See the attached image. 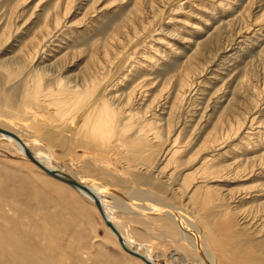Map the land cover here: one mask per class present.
<instances>
[{"label":"rangeland","instance_id":"1","mask_svg":"<svg viewBox=\"0 0 264 264\" xmlns=\"http://www.w3.org/2000/svg\"><path fill=\"white\" fill-rule=\"evenodd\" d=\"M0 126L103 188L150 264H264V0H0ZM0 236L40 264H146L2 136Z\"/></svg>","mask_w":264,"mask_h":264},{"label":"bare ground","instance_id":"2","mask_svg":"<svg viewBox=\"0 0 264 264\" xmlns=\"http://www.w3.org/2000/svg\"><path fill=\"white\" fill-rule=\"evenodd\" d=\"M107 103V102H106ZM107 104L105 105V109L102 111V114L100 116H98L97 121H99L98 125H97V130L95 132H93V135L99 136L100 138H103L105 136H108V133L110 132L111 128H110V121L107 118L112 117V113L111 111L107 108ZM96 109V108H95ZM111 109V108H110ZM100 110V109H99ZM98 111V110H97ZM100 113V112H99ZM93 114H95V112H93ZM92 115V114H91ZM91 117V116H88ZM93 118V117H92ZM91 118V119H92ZM88 119V118H87ZM95 120V119H94ZM86 121V120H85ZM89 121V120H88ZM109 121V123H108ZM0 128H2L4 131H8L12 134H14L17 138H14L10 135H6L4 133L0 132V136H2L5 140L11 141L16 148L23 153V155L27 158V156L25 155L24 152V148H27L30 150V152L33 154L35 160L41 165L43 166L45 169H48L52 172H54L57 176H52L50 174H48L45 170H43L39 165H37L36 163L32 162L29 158H27L30 162H32L34 165H36V167L40 168L42 171H44L46 174H48L49 176L56 178L68 185H70L72 188H74L75 190H77L78 193H80L81 195H83L84 197L92 200L93 202H95L96 207L100 213V215L102 216V218L105 221L106 226L109 228V230L115 234L117 236V239L121 242V244L124 246L125 250L132 256L142 260L143 262H145L146 264H150L149 261L142 255L138 254L135 252V250L131 249L128 244L126 243V241L120 236V234L123 236L124 234L122 232H117L114 224H117V221L114 219L113 215H112V211L111 209L108 207L107 202L103 199L102 193H103V188H101L97 183H86L85 181L79 180L77 179L75 176L67 173L63 168H60L58 165H56V163L54 164L50 158L47 159V157L45 155H42L40 153H37L34 151V149H31L27 142L21 137L20 134L15 133L14 131H11L8 128H5L3 126H0ZM87 128V127H86ZM92 134V133H91ZM98 138V139H100ZM5 179V178H4ZM72 180L73 183H69V181ZM112 196V195H110ZM120 198V197H119ZM138 198V197H137ZM132 205V204H131ZM145 209V208H143ZM141 210V209H140ZM150 210L154 213L156 212H161V209L158 208H150ZM165 211V210H164ZM169 211V210H168ZM140 212V211H139ZM172 212V211H171ZM141 213V212H140ZM176 213V212H175ZM179 214V213H178ZM142 215V214H141ZM172 215V214H171ZM170 215V217H171ZM177 215V214H176ZM174 215V216H176ZM183 215V214H182ZM169 216V215H168ZM173 216V217H174ZM177 219V218H175ZM179 220V219H178ZM177 221V220H176ZM113 222V223H112ZM179 221H177L178 223ZM180 226L182 228V230H184V226L182 225V222H179ZM186 231V230H184ZM190 235V234H189ZM7 236H0V253L3 255V258L8 260L9 262H0V264H40L39 262H36L32 257H30L29 255H27L26 253H21L17 250V248H15V246H17L16 244L14 245L13 243L9 242L8 239H6ZM199 239V238H198ZM197 239V240H198ZM193 240V239H192ZM189 241V240H188ZM202 242V240H201ZM198 244V249L208 251V249H206V247H201L200 243ZM203 245V244H202ZM209 252V251H208ZM205 252L207 254V258L209 259L208 262H213V264H215L213 258L211 257V253L209 252ZM203 253V252H202ZM34 255V254H32ZM180 257V256H179ZM200 257V256H199ZM205 259V258H204ZM197 261V260H196ZM161 264H166V261L161 259L160 260ZM45 264V263H44Z\"/></svg>","mask_w":264,"mask_h":264},{"label":"water","instance_id":"3","mask_svg":"<svg viewBox=\"0 0 264 264\" xmlns=\"http://www.w3.org/2000/svg\"><path fill=\"white\" fill-rule=\"evenodd\" d=\"M0 132L1 133H4L6 135H10L14 138H17L14 134L8 132V131H4L2 128H0ZM24 152H25V155L27 156V158H29L32 162L36 163L37 165H39L43 170H45L48 174L52 175V176H57L54 172L48 170V169H45L43 166H41L34 158L33 154L30 152L29 149L27 148H24ZM69 183H73L72 180L69 181Z\"/></svg>","mask_w":264,"mask_h":264}]
</instances>
